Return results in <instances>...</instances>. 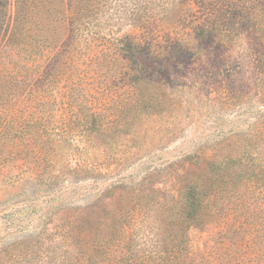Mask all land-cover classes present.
I'll return each instance as SVG.
<instances>
[{
	"label": "rangeland",
	"instance_id": "rangeland-1",
	"mask_svg": "<svg viewBox=\"0 0 264 264\" xmlns=\"http://www.w3.org/2000/svg\"><path fill=\"white\" fill-rule=\"evenodd\" d=\"M83 1L0 0V264H264V0Z\"/></svg>",
	"mask_w": 264,
	"mask_h": 264
},
{
	"label": "trees",
	"instance_id": "trees-1",
	"mask_svg": "<svg viewBox=\"0 0 264 264\" xmlns=\"http://www.w3.org/2000/svg\"><path fill=\"white\" fill-rule=\"evenodd\" d=\"M82 2L79 3L78 7H73L69 10V11H66V12H63V21H64V25L67 26V27H70V32L74 34V36H76L78 38V36H81L83 33V25H84V22L83 20L85 18H88V11H89V5L87 3H85L83 0H81ZM80 13L82 14L81 16L83 17V14L85 15V17H77L76 16V13ZM67 15V16H66ZM90 23V22H89ZM136 48L135 49H141L142 46L141 44H136ZM40 54H38L37 57H35L34 59H29L30 61H36L38 59ZM41 56L42 57H39V59L41 60L44 55L41 53ZM32 57V56H30ZM60 55L57 54L56 55V58H55V62L53 64V66H55L53 68L52 71L50 72H47L46 74V77L52 75V72L54 70H56L57 66L59 65V60H61V58H59ZM56 64V65H55ZM52 66V67H53ZM46 68L48 69V66L46 64ZM45 84V82L43 83V85ZM95 114H92L91 115V119L95 118ZM88 122H91L93 123V121H91L89 118L87 119V123ZM46 144L49 143L48 142H45ZM36 146L37 148H40V150H38V156L40 157V159H43V161H47L50 157V155H52V149L48 146H44V143L43 145L41 146V144L38 142L36 143ZM50 160V159H49ZM43 163V162H42ZM192 194V195H191ZM197 194L196 192H189V195L190 197H188V217L186 218L185 222L191 226V225H197L198 222L201 220V210H202V207H203V200H202V197L200 195H195ZM97 248L96 250L91 253V254H87L88 256L86 257L84 263L81 262L80 258L77 259L76 258V262L74 264H105V259L107 257V255L105 256L104 259L102 260H98L96 257L99 255V252H97L99 249H101L102 245H96ZM186 249H187V246L182 242V241H178L175 246L173 247V256H172V262L171 264H182V262L185 260L186 258ZM111 255V254H110ZM162 259L164 260V256H162ZM166 261H167V258H166ZM162 264H168V263H165V261L162 262Z\"/></svg>",
	"mask_w": 264,
	"mask_h": 264
}]
</instances>
